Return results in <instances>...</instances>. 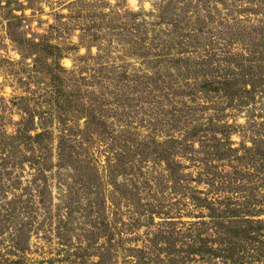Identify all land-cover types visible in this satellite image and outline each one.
Masks as SVG:
<instances>
[{
    "label": "rangeland",
    "instance_id": "rangeland-1",
    "mask_svg": "<svg viewBox=\"0 0 264 264\" xmlns=\"http://www.w3.org/2000/svg\"><path fill=\"white\" fill-rule=\"evenodd\" d=\"M262 55L264 0H0V264H264V227L224 252L225 211L264 224Z\"/></svg>",
    "mask_w": 264,
    "mask_h": 264
},
{
    "label": "trees",
    "instance_id": "trees-1",
    "mask_svg": "<svg viewBox=\"0 0 264 264\" xmlns=\"http://www.w3.org/2000/svg\"><path fill=\"white\" fill-rule=\"evenodd\" d=\"M258 54L261 55V53H259V52H258ZM207 60H206V62H207ZM263 60H264V55H262V59L260 60V62L262 64H264ZM234 62L236 63L235 65H241L240 68H245L244 65L248 66V64H249L248 62H251V61H248V60L244 59L243 62L240 61V60L237 61V62L236 61H234ZM214 63H215V59H214V56H213L207 62L208 65L203 64V61H202L199 65H196V66L194 65L193 67L186 69L187 73L190 72L189 75L197 74V76H198V77L194 76L191 79L194 82V84H195L192 87L195 88V86L197 85V88H198L197 89L198 97L196 99L194 97L193 100L191 101L194 106H196V102H198L199 105L197 107L206 108L207 107L206 104L209 102L211 97H209L210 99H206V102H203V100H205L206 96H210L212 93H223L224 92V98L225 99H226V97L230 98V95H229L230 93L229 92L232 91L230 89H231V87H235L236 86L235 83H233L230 80H228L227 77H223V78L216 77L215 70H214ZM225 63L230 65L231 62L230 61H225ZM235 65H234L233 68L236 69ZM262 66H263L262 68H264V65H262ZM198 69H199V71H197ZM200 72H202L201 75H199ZM50 76H51V81L52 82H57V83L59 82V80H57L58 78L55 75L52 76L51 72H50ZM197 81H198V83H197ZM244 84H245V86L247 85V83L243 82L241 87L242 86L244 87ZM188 88H190V86H188ZM241 90H242V88H241ZM171 91H172V93L169 94V95L173 96L172 99H175L176 96L178 97L180 95L181 96H186V95H183L185 93L184 91H182V93H180V94L175 93V91L172 89V87H170V90L168 92H171ZM58 92H59V95H61V92H64V91H63V89L60 88V89H58ZM167 93L165 95H167V97H168ZM234 93H238V92H234ZM199 97H201V98H199ZM191 106H192L191 104L189 105V104H186V103H183L181 105L182 108L183 107H185V108L188 107L189 108ZM173 108H175V107H171V109H169L167 111V115L168 114L171 115L173 110L176 112V110L173 109ZM161 110H160V113H162V114L166 113V111L164 109H161ZM179 113H181V112L179 111ZM163 117H164V115H163ZM162 122L167 123V125H169L170 123L173 124V121L171 120V118L167 119L166 117H164L163 119L161 118V123ZM214 123H215L214 120L211 119V120H209L207 122L208 126L206 125L207 128L211 129V131H210L211 133H213V130H214V129L212 130V127L214 126ZM159 128H161L160 124H158V126L154 125V127L152 128L153 129V133L155 135L157 134V130H159ZM221 128H219V129H221ZM27 132L30 134V135L27 134L28 135L27 136V140L28 141H33V140L39 139L41 137V135L38 134V135H36V137L33 138L31 136L30 131L28 130ZM220 132H222V131L220 130ZM194 134H195V136H197L198 135V130H196ZM150 137H154V135H150ZM154 140H155V138L151 139V142L150 141H144L141 144L138 142L139 140L136 141L134 138H133L132 141L131 140L130 141H131L132 144L134 143L137 146L136 147V151H139V150L142 151V149L148 151V149H149L148 147H163L164 144H159V143H157ZM187 146H188V144L186 146H184L185 152H189V150L186 151L187 150ZM123 149H124V147H123ZM123 149H118V151H119L118 153L125 154ZM184 149H183V151H184ZM151 150L153 151L154 149H151ZM120 158L124 159L123 155ZM174 167L179 169V168H181V165H180V163H176L174 165ZM111 168H114V167H111ZM173 173L176 174V170H174ZM110 176H112V178H115V173L113 174L112 171H111L110 172ZM180 176L183 177L184 175H180ZM251 205H252V203L249 202V204L247 203V206L245 207V209L243 207H240L238 209H232V210L228 209L227 211H225V213H224V217L225 218L224 219L228 221V223L226 225L223 223V220L219 221V219H220L219 216H217V218H216V224L220 225V226L221 225L222 226L225 225L226 228H227L226 232L230 236V237L226 238V241L224 243L226 245V242H227V244L229 245V248H227V250H225L224 252L225 253L227 252L226 254H228L230 260L233 259V256H236L237 254H241V251H245L244 253L247 252V253H250V255H253L254 253H252V250H253L255 245L253 244L252 245L253 247H249V245L252 244V240L257 238L258 233L263 231L262 227H264V224L262 223V220L259 219V218H261L260 213H257V214L250 213L249 210H246ZM238 207H239V205H238ZM231 254H233V256ZM263 256H264V254H262L260 256V258H263Z\"/></svg>",
    "mask_w": 264,
    "mask_h": 264
}]
</instances>
